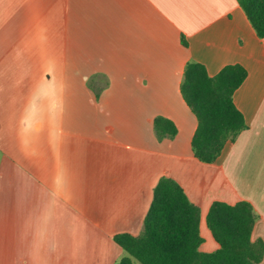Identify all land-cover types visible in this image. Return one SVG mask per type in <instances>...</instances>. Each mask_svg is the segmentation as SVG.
Listing matches in <instances>:
<instances>
[{
  "label": "crops",
  "instance_id": "crops-1",
  "mask_svg": "<svg viewBox=\"0 0 264 264\" xmlns=\"http://www.w3.org/2000/svg\"><path fill=\"white\" fill-rule=\"evenodd\" d=\"M189 62L247 72V129L211 164L192 150ZM163 177L200 208L201 252L220 248L215 202L250 203L264 241V38L238 1L0 0V264H118Z\"/></svg>",
  "mask_w": 264,
  "mask_h": 264
},
{
  "label": "trees",
  "instance_id": "trees-1",
  "mask_svg": "<svg viewBox=\"0 0 264 264\" xmlns=\"http://www.w3.org/2000/svg\"><path fill=\"white\" fill-rule=\"evenodd\" d=\"M260 38H264V0H237ZM183 43L186 44L185 40ZM247 77L240 65H228L214 77L204 65L189 62L181 83V94L195 114L198 127L192 140L194 155L214 163L228 142H235L247 129L234 103V93ZM157 138L174 139L175 124L164 117L154 120ZM200 208L187 197L174 179L163 177L138 236L121 234L114 242L126 253L118 264H261L264 241H252L257 215L252 205L213 203L207 226L220 248L204 253L200 233Z\"/></svg>",
  "mask_w": 264,
  "mask_h": 264
}]
</instances>
